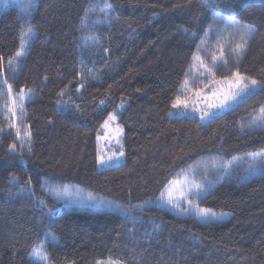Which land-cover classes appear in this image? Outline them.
<instances>
[{"label":"trees","instance_id":"obj_1","mask_svg":"<svg viewBox=\"0 0 264 264\" xmlns=\"http://www.w3.org/2000/svg\"><path fill=\"white\" fill-rule=\"evenodd\" d=\"M201 3L32 0L29 9L0 0V98L3 82L29 94L21 144L0 103V264H38V246L50 264H264V173L203 197L200 206L227 220L199 222L156 204L200 160L264 152V0H215V11ZM208 40L210 51L225 43L217 78L238 73L261 86L205 123L170 116ZM120 102L124 161L99 170L96 139ZM62 185L113 209L59 211L48 189Z\"/></svg>","mask_w":264,"mask_h":264},{"label":"rangeland","instance_id":"obj_2","mask_svg":"<svg viewBox=\"0 0 264 264\" xmlns=\"http://www.w3.org/2000/svg\"><path fill=\"white\" fill-rule=\"evenodd\" d=\"M32 0H3L4 5L17 4L28 6ZM211 42H205L202 52L194 58L189 69L180 96L175 100L170 116L195 117L205 123L227 112L250 94L260 88L250 84L252 79L241 75L244 80L236 81V74L228 77L217 78L215 67L224 62L223 48L225 43L209 50ZM23 57V56H22ZM20 57V59L22 58ZM17 60L19 58H16ZM5 88L4 97L1 100L3 117L12 125L16 140L21 144L26 136L24 125L20 124V112L25 101L29 99L27 92L15 94L9 92L8 84L2 83ZM247 86V87H245ZM242 89H244L242 91ZM3 90V89H2ZM125 103L120 102L115 110L110 112L101 125L97 136V168L105 169L124 161L122 145L123 129L118 123V112L124 108ZM257 121H262L257 117ZM8 125V123H7ZM264 173V152L256 153L246 158H234L222 161L215 158L213 161L200 160L180 172L171 180L156 200V204L166 208L178 216H193L199 222H217L230 218L227 212H213L200 206V201L216 184L238 180L247 181ZM53 198L57 210L84 209V210H109L111 204L103 199L87 193L73 185L52 186L48 189ZM55 209V210H56ZM208 213V215H205ZM41 250L44 259L31 254L38 264H50L42 246L34 250ZM98 264H123L121 262L106 259Z\"/></svg>","mask_w":264,"mask_h":264},{"label":"snow or ice","instance_id":"obj_3","mask_svg":"<svg viewBox=\"0 0 264 264\" xmlns=\"http://www.w3.org/2000/svg\"><path fill=\"white\" fill-rule=\"evenodd\" d=\"M215 3V0H202V3H201V7L206 9V10H212V11H215L214 10V5ZM32 5H29V9L31 8ZM105 8H111V5L109 4H105ZM103 11V9L101 10ZM29 17L31 16V11L29 10L28 13ZM233 23H236L237 26L239 27V22L235 21L234 17H233ZM246 27V33L245 35L247 34V32H251L253 31V29L250 27V26H245ZM35 32V29L32 28L31 26H29L26 31L23 33V36L25 37H28V38H31V36L33 35V33ZM26 45H27V42L26 40L22 39L21 40V49L16 53V57L17 58H20L22 57L24 54H25V50H26ZM12 66V61L10 60L9 61V67L11 68ZM245 78L244 77H241L239 74H236V81L239 83L241 80H244ZM250 84L252 86H256L257 85V81L256 80H251L250 81ZM247 87V86H245ZM8 90L9 92L11 91V85L8 86ZM244 89H242L243 91ZM259 119L261 120H264V111H262L260 113V116H259ZM205 215H208V213H205ZM54 239V237H53ZM34 255H37L39 257H41V259H44L45 257L43 256V253L41 250L37 249V250H34Z\"/></svg>","mask_w":264,"mask_h":264}]
</instances>
